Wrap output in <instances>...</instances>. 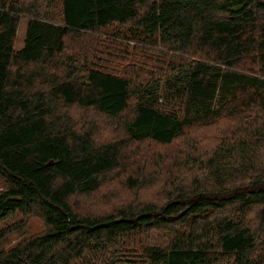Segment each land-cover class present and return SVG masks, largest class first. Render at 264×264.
I'll return each instance as SVG.
<instances>
[{
  "label": "trees",
  "instance_id": "trees-1",
  "mask_svg": "<svg viewBox=\"0 0 264 264\" xmlns=\"http://www.w3.org/2000/svg\"><path fill=\"white\" fill-rule=\"evenodd\" d=\"M0 178V264H264V0H0Z\"/></svg>",
  "mask_w": 264,
  "mask_h": 264
},
{
  "label": "rangeland",
  "instance_id": "rangeland-1",
  "mask_svg": "<svg viewBox=\"0 0 264 264\" xmlns=\"http://www.w3.org/2000/svg\"><path fill=\"white\" fill-rule=\"evenodd\" d=\"M26 22L27 20L25 18H22L17 26V32L16 37L14 41V47L15 49H20L23 46V40L25 36V30H26ZM73 111V114L75 117L79 116V112L77 111V108H71ZM78 118V117H77ZM82 120H79V123H82ZM99 132L101 131V127L99 129ZM103 134V137L109 136L108 133H101L99 136L101 137ZM98 136V137H99ZM150 170V169H149ZM115 172H112L108 175V179L105 182H112L109 185H103L101 186L95 193L90 195H82V196H73L70 199V202L74 207H85V211H92V209H95L98 213L104 214L107 212L111 205H115L116 203H119L121 200H124L126 196H129V198H139V189L135 191V193H131L128 191H123L121 187H119V183L116 182L115 179H113V175ZM161 185V184H160ZM159 185V186H160ZM5 184L4 181L0 178V189L4 188ZM126 192L128 194H126ZM159 192L158 185L146 189L143 192H141V200L142 201H149L152 199H155V195ZM83 205V206H82ZM44 228V224L42 219L39 217V215H29L24 218L20 213H11L8 214L2 218H0V230H2V241L4 247H9L14 244L15 241H17L21 236H25L31 233H35L38 231H41Z\"/></svg>",
  "mask_w": 264,
  "mask_h": 264
}]
</instances>
